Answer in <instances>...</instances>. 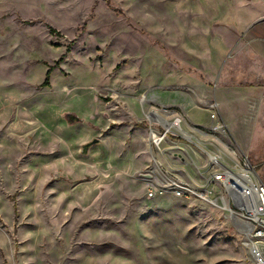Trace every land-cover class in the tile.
Listing matches in <instances>:
<instances>
[{"label":"rangeland","instance_id":"374dc122","mask_svg":"<svg viewBox=\"0 0 264 264\" xmlns=\"http://www.w3.org/2000/svg\"><path fill=\"white\" fill-rule=\"evenodd\" d=\"M252 27L264 0H0V264H251L225 210L147 196L142 97L230 123Z\"/></svg>","mask_w":264,"mask_h":264},{"label":"built area","instance_id":"2783aa9c","mask_svg":"<svg viewBox=\"0 0 264 264\" xmlns=\"http://www.w3.org/2000/svg\"><path fill=\"white\" fill-rule=\"evenodd\" d=\"M189 92L191 107L206 113L207 121L197 124L190 108L175 102L158 107L153 98L142 97L152 108L144 121L153 164L143 175L146 194L194 199L225 210L245 234L247 260L264 264V183L235 141L216 97Z\"/></svg>","mask_w":264,"mask_h":264},{"label":"crops","instance_id":"0c3cea01","mask_svg":"<svg viewBox=\"0 0 264 264\" xmlns=\"http://www.w3.org/2000/svg\"><path fill=\"white\" fill-rule=\"evenodd\" d=\"M246 34L250 36L249 47L247 52L244 50V57L239 58V61L242 63L241 65L246 66L247 75L241 73L239 87L228 93V103L232 106V119L228 124L225 119L224 121L240 149L248 154L250 159L260 156L262 157L260 159L263 160L264 37L258 34L256 27L249 29ZM242 67L244 68V66ZM187 97L192 106L191 96L187 94ZM262 163L264 162L262 161Z\"/></svg>","mask_w":264,"mask_h":264},{"label":"trees","instance_id":"16d2710c","mask_svg":"<svg viewBox=\"0 0 264 264\" xmlns=\"http://www.w3.org/2000/svg\"><path fill=\"white\" fill-rule=\"evenodd\" d=\"M52 32H54V31H52ZM50 72L51 71H49L48 74H47V80H46V82L44 84L45 86L49 85ZM13 201H15V198H13ZM14 208H15V213H16V205L14 206Z\"/></svg>","mask_w":264,"mask_h":264},{"label":"bare ground","instance_id":"6f19581e","mask_svg":"<svg viewBox=\"0 0 264 264\" xmlns=\"http://www.w3.org/2000/svg\"><path fill=\"white\" fill-rule=\"evenodd\" d=\"M233 220H234V222H235L237 225H240L238 221H236L235 219H233Z\"/></svg>","mask_w":264,"mask_h":264}]
</instances>
